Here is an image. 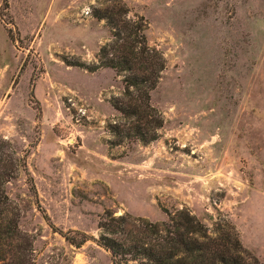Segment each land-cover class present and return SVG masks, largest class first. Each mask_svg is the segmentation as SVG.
I'll use <instances>...</instances> for the list:
<instances>
[{
  "label": "rangeland",
  "instance_id": "1",
  "mask_svg": "<svg viewBox=\"0 0 264 264\" xmlns=\"http://www.w3.org/2000/svg\"><path fill=\"white\" fill-rule=\"evenodd\" d=\"M112 1L0 0V141L34 191L20 171L4 190L34 264H110L95 243L105 214L160 222L181 208L208 228L226 217L263 263L264 0H119L164 61L146 145H113L122 87L93 69L109 33L91 11Z\"/></svg>",
  "mask_w": 264,
  "mask_h": 264
},
{
  "label": "trees",
  "instance_id": "2",
  "mask_svg": "<svg viewBox=\"0 0 264 264\" xmlns=\"http://www.w3.org/2000/svg\"><path fill=\"white\" fill-rule=\"evenodd\" d=\"M128 14L119 0L92 9L91 17L102 21L109 33V41L97 50L93 69L112 71L122 87L121 97L109 103L123 121L108 127V132L116 137L113 145L123 140L146 145L156 140L162 125L149 104V93L160 79L164 61L147 44L145 22ZM5 146L7 143L0 141V264H34L32 238L19 231V216L4 186L20 171L29 189H34L25 157L17 160L5 154ZM164 216L163 221L149 222L125 214H105L98 224L95 243L109 254L110 264H264L245 252L224 216L211 220L210 228L184 208L164 212ZM58 234L75 249L87 241L76 232Z\"/></svg>",
  "mask_w": 264,
  "mask_h": 264
}]
</instances>
